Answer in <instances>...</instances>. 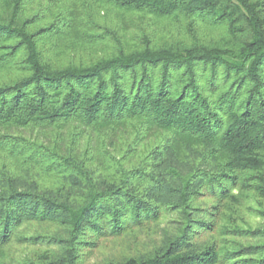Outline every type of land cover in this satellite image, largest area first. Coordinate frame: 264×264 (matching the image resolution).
Returning <instances> with one entry per match:
<instances>
[{"label":"trees","instance_id":"1","mask_svg":"<svg viewBox=\"0 0 264 264\" xmlns=\"http://www.w3.org/2000/svg\"><path fill=\"white\" fill-rule=\"evenodd\" d=\"M0 264H264V0H0Z\"/></svg>","mask_w":264,"mask_h":264},{"label":"rangeland","instance_id":"2","mask_svg":"<svg viewBox=\"0 0 264 264\" xmlns=\"http://www.w3.org/2000/svg\"><path fill=\"white\" fill-rule=\"evenodd\" d=\"M248 219L250 223L253 225L258 223V218L256 216H252V217L250 216L248 217ZM151 228L152 227H147L139 231V237L143 239L142 243L145 244L148 242V239L146 238V233L150 232ZM130 243H131L130 241H126L125 239L121 240V239L105 238L100 241L98 247L93 249V251L86 256L85 260L87 261V263H93L94 261L101 259L103 255H105L111 250L126 249ZM141 245L143 244L137 246L134 245L133 243V245H131L129 248L132 249L136 246L139 247Z\"/></svg>","mask_w":264,"mask_h":264}]
</instances>
